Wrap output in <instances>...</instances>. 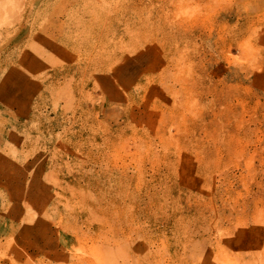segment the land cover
I'll list each match as a JSON object with an SVG mask.
<instances>
[{"label":"rangeland","instance_id":"374dc122","mask_svg":"<svg viewBox=\"0 0 264 264\" xmlns=\"http://www.w3.org/2000/svg\"><path fill=\"white\" fill-rule=\"evenodd\" d=\"M0 264H264V0H0Z\"/></svg>","mask_w":264,"mask_h":264}]
</instances>
